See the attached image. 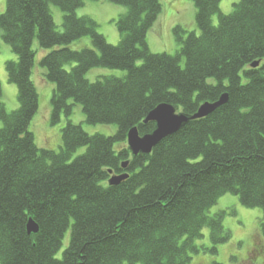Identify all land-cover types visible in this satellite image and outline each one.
I'll use <instances>...</instances> for the list:
<instances>
[{
  "label": "trees",
  "instance_id": "16d2710c",
  "mask_svg": "<svg viewBox=\"0 0 264 264\" xmlns=\"http://www.w3.org/2000/svg\"><path fill=\"white\" fill-rule=\"evenodd\" d=\"M107 1L126 7L117 44L94 18L77 15L86 0H7L0 14L2 37L17 55L5 66L19 101L7 109L0 81V264H189L232 236L228 212L212 213L223 195L264 208V0H239L230 14L220 11L223 0H194L199 31L175 26V54L147 42L161 0ZM52 5L63 11L62 31ZM87 36L91 44L72 47ZM36 40L51 49L40 61L55 86L51 123L66 117L59 150L39 147L31 130L40 105ZM100 67L126 73L90 80ZM225 93L226 104L150 154L132 153L129 131L152 132L156 123L144 121L159 104L192 116ZM76 105L88 124H114L116 132H87L70 118ZM119 174L128 177L110 185ZM30 219L38 233L28 232ZM205 228L211 246L198 243Z\"/></svg>",
  "mask_w": 264,
  "mask_h": 264
},
{
  "label": "rangeland",
  "instance_id": "374dc122",
  "mask_svg": "<svg viewBox=\"0 0 264 264\" xmlns=\"http://www.w3.org/2000/svg\"><path fill=\"white\" fill-rule=\"evenodd\" d=\"M239 0H223L220 4V11L230 14L234 10V3ZM163 10L158 20L148 32L147 42L150 50L153 52H168L175 54L179 48L174 36V27L183 26L188 31H199L196 22L197 9L194 0H161ZM7 0H0V14L6 11ZM126 11V7L118 5L107 0H86L85 5L77 9L78 16H90L94 18L98 24V31L103 33L108 42L117 44L120 41V33L116 26V19L119 15ZM52 12L56 25L59 30H63V11L60 7L52 5ZM215 23L218 22V14L213 17ZM91 44L89 36L84 37L72 45L74 49H82L87 44ZM36 49V63L34 68L33 79L38 88L40 96V105L35 115L31 130L35 135L36 142L39 147H51L59 150L62 145L61 129L66 124V117L57 124L51 123L52 112V95L54 84L45 78V69L40 65V61L44 55L51 49H42L38 40L34 43ZM17 55L7 44L0 31V81L3 87V101L9 111L19 107L18 88L8 79L5 63L10 59H16ZM125 71L119 69L93 68L87 73V77L94 81L100 76L115 75L123 76ZM244 82L247 80L243 76ZM74 122L81 123L84 129L89 133H103L112 135L116 132L117 126L112 125H91L85 121V114L82 106L76 105L73 114L70 117ZM1 127V124H0ZM84 151V148L78 150L77 156ZM218 210H226L224 224L231 232L229 241L220 244L217 253L200 252L192 255L189 264H264V255L253 258V248L255 243L264 245V231L262 223L264 222V208L244 206L239 197L235 194L228 193L223 195L217 205L212 209V213ZM204 237L198 240L199 244L211 246L210 229L203 230ZM255 239V240H254ZM255 242V243H254ZM68 240L65 241L64 247ZM63 250V249H62ZM62 253L60 251L59 255ZM253 258V259H252ZM123 264H129L124 262Z\"/></svg>",
  "mask_w": 264,
  "mask_h": 264
},
{
  "label": "water",
  "instance_id": "95a60500",
  "mask_svg": "<svg viewBox=\"0 0 264 264\" xmlns=\"http://www.w3.org/2000/svg\"><path fill=\"white\" fill-rule=\"evenodd\" d=\"M259 64V62L253 63L252 67H257ZM228 99V94L225 93L215 102H205L192 116L184 112H178L177 108L171 103L164 102L159 104L148 114L144 121V123H156V128L152 132L141 135L138 127H134L129 131L127 140L132 153L134 155L140 153L150 154L153 148L163 139L178 132L190 120L203 118L213 113L220 106L226 104ZM127 164L128 161L124 162L123 166L126 167ZM127 177L128 174L112 175L109 179V184L119 185ZM28 232L30 234L39 232V226L33 219H30L28 223Z\"/></svg>",
  "mask_w": 264,
  "mask_h": 264
},
{
  "label": "flooded vegetation",
  "instance_id": "af4514ba",
  "mask_svg": "<svg viewBox=\"0 0 264 264\" xmlns=\"http://www.w3.org/2000/svg\"><path fill=\"white\" fill-rule=\"evenodd\" d=\"M253 250H254V255H263L264 254V245L260 244V243H259V245L255 244V247L253 248Z\"/></svg>",
  "mask_w": 264,
  "mask_h": 264
}]
</instances>
